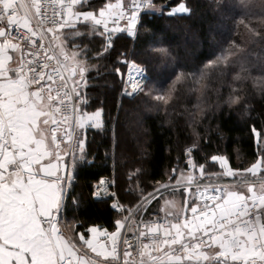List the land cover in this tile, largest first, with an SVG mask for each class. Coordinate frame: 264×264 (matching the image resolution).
<instances>
[{
  "label": "trees",
  "instance_id": "16d2710c",
  "mask_svg": "<svg viewBox=\"0 0 264 264\" xmlns=\"http://www.w3.org/2000/svg\"><path fill=\"white\" fill-rule=\"evenodd\" d=\"M107 2L76 3L83 23L58 34L60 40L79 31V60L87 66L73 87L86 118L98 113L102 123L98 130L83 125L74 141L63 217L76 232L91 226L115 232L111 221L120 225L129 211L141 210L172 173L189 168L188 157L196 166L213 155L225 156L231 169L254 164L253 125L264 140V0H150L161 6L159 13L145 11L132 39L121 36L115 47L102 32L104 18L86 7ZM178 6L186 13H172ZM94 26L100 35L89 34ZM124 60L126 67L117 63ZM129 63L146 74L136 94L124 87ZM101 180L108 184L106 196L95 194ZM168 192L152 200L147 213L159 210ZM185 194L178 214L192 208L191 192L188 208Z\"/></svg>",
  "mask_w": 264,
  "mask_h": 264
},
{
  "label": "built area",
  "instance_id": "2783aa9c",
  "mask_svg": "<svg viewBox=\"0 0 264 264\" xmlns=\"http://www.w3.org/2000/svg\"><path fill=\"white\" fill-rule=\"evenodd\" d=\"M35 3V12L31 13L23 11L16 2L6 11L2 26L6 38L25 51L16 68L18 77L32 91L55 100L52 123L55 139L61 141L63 138L67 143L69 139L74 146L86 113L81 109V99L62 59L55 54L53 42L62 30L80 25L83 19L75 15V0H35ZM149 3L150 0H137L138 7L131 13L132 17H137L140 11L145 12ZM118 14L121 19L114 27L109 26L108 21ZM128 20L127 13L120 9L103 20L101 29L115 35L117 31H126ZM139 82L136 80V84ZM228 185L230 182L226 181L180 184L178 187L186 193L191 190L192 208L178 215L162 208L147 213L150 202L169 188L152 194L142 203L141 210L139 206L129 211L115 231L120 234L121 253L125 251L124 241L127 240L134 245L129 249V264H163L175 258L186 259L189 254L203 250L218 239L228 240L229 247L238 249L241 238L248 240L254 253L264 252V194L239 202L233 213L225 217L220 215V205L226 199ZM112 205L115 210H122L117 204ZM54 222H42L45 234L50 235ZM61 234L60 231L59 237Z\"/></svg>",
  "mask_w": 264,
  "mask_h": 264
},
{
  "label": "crops",
  "instance_id": "0c3cea01",
  "mask_svg": "<svg viewBox=\"0 0 264 264\" xmlns=\"http://www.w3.org/2000/svg\"><path fill=\"white\" fill-rule=\"evenodd\" d=\"M16 2L23 11L35 12V0H0V20L3 21L6 11ZM76 3L79 5L81 0H76ZM114 4L107 10L106 15L117 14L120 10L119 0ZM0 28H3L2 23ZM22 57V47L19 44L6 37L0 39V77H4L0 81V92L9 97L8 101H0V111H3L6 117L11 103L12 108L20 116L23 125L21 139L25 145L24 159L31 162L27 165V170L22 172L19 182L15 183V188L8 183H0V242H2L0 262L7 264L15 256L19 264H29L25 261L24 253L30 250V264H55L57 254L50 236L43 231L42 222L55 217L64 218V195L70 174L71 157L67 159V140L63 138L61 141L56 140L53 130H50L48 125L53 119L55 100L51 96H41L29 89L16 73ZM17 104L19 107H16ZM251 181L245 182L250 189L257 184H264V179ZM245 183L239 181L232 185L240 186ZM250 189L242 193L240 186L238 191L234 192L232 203H229L227 195L220 205V215L229 217L239 202L264 194L262 192L256 195ZM64 230L66 237L60 240L63 249L67 242L81 255H86L85 259H89V264L91 261L94 264H106L105 257L103 259V256L96 255L87 245L80 243L81 232L69 230L68 225ZM86 233L87 238H90L89 244L93 246L100 244L98 242L100 236L105 235L103 232L92 234L88 229ZM105 239L104 237L103 243ZM9 243L14 246V251L4 247ZM186 259L175 258L163 264H264V252L254 253L246 238L240 239L238 249L229 247L228 240L218 239L209 243L203 250L189 254Z\"/></svg>",
  "mask_w": 264,
  "mask_h": 264
},
{
  "label": "rangeland",
  "instance_id": "374dc122",
  "mask_svg": "<svg viewBox=\"0 0 264 264\" xmlns=\"http://www.w3.org/2000/svg\"><path fill=\"white\" fill-rule=\"evenodd\" d=\"M129 0H127L128 2ZM161 9V6L157 5L154 6L152 3L149 4V6L146 9V12H152V13H159ZM172 13L175 14H183L186 13V10L183 6H178L177 8L172 10ZM106 16V13H104L103 15H100V18H104ZM135 19H129L128 20V26H127V33L130 36H134L135 34V30H136V26L139 22V16L134 17ZM103 20V19H101ZM96 22V21H95ZM98 26V25H97ZM89 34H94V35H100V33L97 31V27L94 26L92 27V29L89 30ZM113 35V34H112ZM79 35V31L78 29L69 31L68 33H65L60 40L57 38L54 42H53V46H54V51L55 54L59 57H63L65 58L66 61H63L64 63V67L65 68H73L75 69V78L73 81V84L75 83L78 84L81 82V78L84 79L85 73L84 70L86 69L87 63L84 61L82 62L81 60H79V57H82L81 55V50H77V46L78 43H76L75 38H77ZM59 37V35H58ZM71 48H74L71 49ZM71 49V50H69ZM24 50L22 49V53L24 54ZM133 66V68H132ZM131 69V70H130ZM136 69H137V74H136ZM130 70V72H129ZM132 73V75H130L129 73ZM77 80V82H76ZM136 80H140V82L138 84H136ZM146 80V74L144 72L143 69L139 68L137 65L133 64V63H129L128 64V68L127 71L125 73V77H124V87H125V91L129 94H136L138 92H141L143 90V85L144 82ZM77 87V86H75ZM78 93V91H77ZM161 100V99H160ZM162 101V100H161ZM54 114L56 112V108L53 110ZM53 114V116H54ZM54 117L52 120L49 121V128L50 130L52 129V123H53ZM131 122V121H130ZM130 127L133 128V124H129ZM102 128V123H101V119L99 118L98 113H94V114H88L87 118L84 121V130H98ZM135 129V128H134ZM49 130V132H50ZM83 129H80L78 133H80V131ZM83 130V132H84ZM260 143L262 145V147H264V140H260ZM72 148H73V144L70 143L69 139H68V143H67V155L70 153H72ZM67 159L69 160V158L67 157ZM215 160L218 162V164L213 163L212 161ZM187 163L189 164V168L186 170H177L175 173H172L169 176V179L166 183L163 184L162 188L166 189L169 188V192L160 199L159 202V207L161 208H165L175 214H178L182 208L180 207V205L184 204V197H182L184 195V192L180 189L178 186L180 184L183 183H218V182H230V185L227 186V195H228V201L229 203L234 202V192L238 191V188L241 186L242 193H246L248 192V190L250 188H248V184H246L247 182H252L251 180H262L264 179V174L261 173V169L262 166L259 162V160L257 159V161L252 164L249 165L247 167H245L243 170H239V169H231L228 165V161L227 158L223 155H213L208 157L207 161L205 162V165H200V166H196L190 159V157H188L187 159ZM246 182L245 185H240V186H233L232 184H234L235 182ZM65 182V181H64ZM72 182V172L69 174L68 179H67V187L66 189L68 190V188L70 187V184ZM101 182V181H100ZM98 183L97 185L94 186V190H95V194L97 196H106L108 191V184L106 183V180H103L102 183ZM232 183V184H231ZM251 186V185H250ZM253 186V185H252ZM66 189H65V193H66ZM251 192L256 193L257 194H261L262 192H264V184H257L254 187H252L250 189ZM156 193V191H155ZM153 194V193H152ZM263 194V193H262ZM246 196H248L249 194H245ZM65 196L64 195V200H65ZM187 196V202L189 203V199H188V193L185 194V198ZM245 196V197H246ZM255 196V195H254ZM148 199V198H147ZM146 199V200H147ZM64 205V204H63ZM158 207V206H157ZM70 221V220H69ZM68 221V222H69ZM57 224L60 228V231L62 232L61 236H60V240H64L66 237V232L64 229H67V223L65 221V219L63 218H57ZM69 230L72 231V229L74 228L73 223H69ZM104 241V236H100L98 242L101 244H104L106 242L103 243ZM102 257V256H101ZM104 259V257H102ZM187 260V259H185ZM106 264H110L109 261L105 260Z\"/></svg>",
  "mask_w": 264,
  "mask_h": 264
},
{
  "label": "snow or ice",
  "instance_id": "6c2138e0",
  "mask_svg": "<svg viewBox=\"0 0 264 264\" xmlns=\"http://www.w3.org/2000/svg\"><path fill=\"white\" fill-rule=\"evenodd\" d=\"M83 3V0H81ZM116 4V3H115ZM114 3L109 0L107 3H101L97 5L89 4L86 7L93 13V15H103L109 8H111ZM119 6L122 12H126L129 16V19H135L132 17L131 13L138 7L137 0H130V3L127 0H119ZM146 13L144 11H140L138 16L142 17ZM121 19L120 15L118 14L116 18L109 20V26H115L117 20ZM0 23H3L0 20ZM127 21L124 22L126 24ZM140 23L142 24L143 21L141 20ZM139 26V25H138ZM123 27V25H121ZM112 40V47H115V40L121 36L126 37L128 40H131L132 37L128 35L125 31H117L116 34L113 36L111 32L108 33ZM117 63H122L125 67L127 66V61H117ZM9 75H14V73H9ZM118 77L122 75V73L117 72ZM4 77H0V81H2ZM123 90V85H122ZM127 95V93H125ZM9 97L5 96L0 92V101H8ZM15 103V101H12ZM16 107H19L17 104ZM102 111V110H101ZM8 115L5 117L3 111H0V183H8L11 187L15 188V183L19 182L21 178V174L23 171L27 170V165L31 162L26 161L24 159V152H25V145L21 139V129H22V121L20 116L15 112L12 108L11 103L7 109ZM253 135H254V144L255 148L258 153V160L262 166H264V147H262L259 139H258V130L256 129L255 125L252 126ZM195 151V149H192ZM213 163L218 164L217 161L213 160ZM219 166V164H218ZM230 166V161H229ZM261 173L264 174V167L261 169ZM183 191L182 189H180ZM191 191V190H189ZM95 197V196H94ZM110 208L116 209L113 207L112 203L109 205ZM127 209H125V212ZM111 227L116 229L119 227V223L115 220L111 221ZM88 232L94 234L103 232L106 238V242L104 244H96L93 246L89 244V239L87 238L88 233L81 232L79 233L80 243L87 245L91 252L95 253L98 256L105 257L104 260L109 261L110 264H129L131 252L129 249H132L134 245L129 243L127 240L124 241L125 243V251L121 253L119 243H120V234L115 233L113 231H108L107 228H100L97 226H91L88 229ZM14 235V234H13ZM11 239V237L9 238ZM2 243V242H0ZM66 247L60 251L59 255L55 260V264H89V259H85L86 255H81L75 248L71 245H68L65 242ZM9 251H14V246L9 243L4 245ZM25 261L29 262L31 260L30 250H26L24 253ZM3 264V262H0ZM7 264H19L17 258L13 256ZM91 264H94L91 261Z\"/></svg>",
  "mask_w": 264,
  "mask_h": 264
},
{
  "label": "water",
  "instance_id": "95a60500",
  "mask_svg": "<svg viewBox=\"0 0 264 264\" xmlns=\"http://www.w3.org/2000/svg\"><path fill=\"white\" fill-rule=\"evenodd\" d=\"M5 37V29L4 28H0V39ZM69 72V76L71 79H73L75 77V69L70 68L68 70ZM56 220V218H54V221ZM59 233H60V229L57 225L56 222L53 223L52 228H51V233H50V239L51 242L53 244L54 250L57 254V256L59 255L60 251L63 250L62 246H61V241L59 239Z\"/></svg>",
  "mask_w": 264,
  "mask_h": 264
},
{
  "label": "bare ground",
  "instance_id": "6f19581e",
  "mask_svg": "<svg viewBox=\"0 0 264 264\" xmlns=\"http://www.w3.org/2000/svg\"><path fill=\"white\" fill-rule=\"evenodd\" d=\"M130 75H132V73H129ZM136 74H137V69H136Z\"/></svg>",
  "mask_w": 264,
  "mask_h": 264
}]
</instances>
